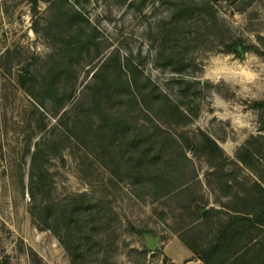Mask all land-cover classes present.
<instances>
[{
    "label": "rangeland",
    "instance_id": "374dc122",
    "mask_svg": "<svg viewBox=\"0 0 264 264\" xmlns=\"http://www.w3.org/2000/svg\"><path fill=\"white\" fill-rule=\"evenodd\" d=\"M176 25L184 28L167 36ZM70 37L78 47L73 54L64 50ZM236 40L247 47L244 59L224 52V43ZM263 55L264 0H41L36 16L28 0H0V264H73L61 241L71 248L79 242L74 264H163V245L174 237L193 254L201 250L200 227L190 221L185 198H136L128 182L63 137L58 121L86 110L87 101L78 99L95 73L113 69L112 59L131 60L192 115L185 128L192 139L205 132L233 160L251 136L264 134V108L253 107L264 103ZM61 57L74 71L60 80L55 74L57 97L36 91L44 65ZM29 64L34 96L20 85ZM48 139H55L57 156L43 145ZM38 143L43 155L33 166ZM194 150L193 142L187 156L202 183L195 192L208 206H220L226 199L204 185L212 167ZM83 194L82 202L69 198ZM70 202L91 210L66 230L62 211ZM145 235L160 238L153 252Z\"/></svg>",
    "mask_w": 264,
    "mask_h": 264
},
{
    "label": "trees",
    "instance_id": "16d2710c",
    "mask_svg": "<svg viewBox=\"0 0 264 264\" xmlns=\"http://www.w3.org/2000/svg\"><path fill=\"white\" fill-rule=\"evenodd\" d=\"M28 1L33 16H36L41 0ZM34 24H38L37 19ZM182 28V25H176L166 34H174ZM88 39L85 37L82 41ZM237 44H242L244 52L247 50L241 40H236L224 43V52L236 53ZM77 48L75 37H70L64 46L69 54L75 53ZM112 61L114 68L95 73V82L85 88L87 91L81 92L78 100L79 103L87 101L86 110L75 117L68 113L60 116L61 135L75 140L116 180L128 182L136 198L148 197L154 201L185 198L190 221L200 227L195 238L201 242V250L194 254L203 264H264V170L260 169L264 163V134L251 136L239 148L235 158L229 160L217 141L205 132L198 130L193 139L190 137L185 128L192 115L159 90L149 77L143 76L133 61L127 60L124 65L117 58ZM28 66L27 74L20 79L21 87L27 91L33 77L30 67L34 64ZM73 66L72 61L62 57L52 64L46 63V73L36 91L57 97L55 78L66 77L74 71ZM28 92L34 96L31 90ZM72 96L73 93L68 98ZM39 105L42 106L43 101ZM253 107L264 108V103H254ZM197 114L198 111L194 116ZM193 142L194 154L203 156L213 170L204 176V185L209 189L213 187L219 197L226 199L220 206H208V201L195 192L194 186L202 183L193 161L187 156ZM43 143L54 152L55 139ZM41 146L35 144L31 155L33 166L43 155ZM53 154L57 156V153ZM239 172L244 174L241 179ZM32 197L36 202L35 196ZM86 197L83 194L69 198H80L82 202ZM88 210L91 209L87 203L77 206L70 202L62 211L65 220L62 228L70 229L82 212ZM31 213L33 216L38 214L42 220L44 213L41 214L37 207H33ZM131 231L137 236L145 234L134 227ZM61 244L74 264L82 254L79 242L73 246L76 254L68 243L61 241ZM163 261L168 259L164 257Z\"/></svg>",
    "mask_w": 264,
    "mask_h": 264
},
{
    "label": "crops",
    "instance_id": "0c3cea01",
    "mask_svg": "<svg viewBox=\"0 0 264 264\" xmlns=\"http://www.w3.org/2000/svg\"><path fill=\"white\" fill-rule=\"evenodd\" d=\"M163 246L162 251L164 255L162 256L168 259L166 262L163 261V264H203L189 250L182 238H171Z\"/></svg>",
    "mask_w": 264,
    "mask_h": 264
},
{
    "label": "water",
    "instance_id": "95a60500",
    "mask_svg": "<svg viewBox=\"0 0 264 264\" xmlns=\"http://www.w3.org/2000/svg\"><path fill=\"white\" fill-rule=\"evenodd\" d=\"M235 51L237 53H239V57L241 59H244L245 58V53L244 51L242 50V47L241 45H237V47L235 48ZM160 242V238L159 237H153L151 235H145L144 236V245L146 247V249L150 252H153L154 249L157 247V245L159 244Z\"/></svg>",
    "mask_w": 264,
    "mask_h": 264
}]
</instances>
